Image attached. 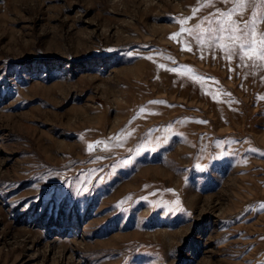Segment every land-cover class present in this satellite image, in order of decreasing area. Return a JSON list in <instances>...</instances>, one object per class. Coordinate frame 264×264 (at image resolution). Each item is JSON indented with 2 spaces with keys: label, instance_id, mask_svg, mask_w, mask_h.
<instances>
[{
  "label": "rangeland",
  "instance_id": "rangeland-1",
  "mask_svg": "<svg viewBox=\"0 0 264 264\" xmlns=\"http://www.w3.org/2000/svg\"><path fill=\"white\" fill-rule=\"evenodd\" d=\"M233 9L264 16L0 0V264H264V61L207 47Z\"/></svg>",
  "mask_w": 264,
  "mask_h": 264
},
{
  "label": "snow or ice",
  "instance_id": "snow-or-ice-1",
  "mask_svg": "<svg viewBox=\"0 0 264 264\" xmlns=\"http://www.w3.org/2000/svg\"><path fill=\"white\" fill-rule=\"evenodd\" d=\"M260 3L264 4V0H259ZM235 12V9L232 12L222 13L221 19L212 21L210 23H215L217 27L213 29H209V32H214V35H209L208 37V48L215 49L219 46L223 51L227 53V58L231 60L233 56H238L240 60H243L245 57L249 55V50H253L257 53V59L264 61V32L259 33V37L257 38L256 33V25L264 20V16L258 17L256 12L253 11L252 17L249 21H246L242 26H239L236 21L231 20L230 22H226L224 17L230 18L231 15ZM225 34H227L225 36ZM227 39L232 41V44L225 45L221 44L220 41L222 39ZM201 46H204V41H200ZM191 51V48L188 49ZM111 51V50H109ZM127 55H131V53H126ZM257 65L254 63L253 67L255 68ZM264 67V64L260 65ZM152 103H163L160 101H153ZM131 161H125V163H130ZM79 182V178L77 179ZM87 191V188L83 189Z\"/></svg>",
  "mask_w": 264,
  "mask_h": 264
}]
</instances>
